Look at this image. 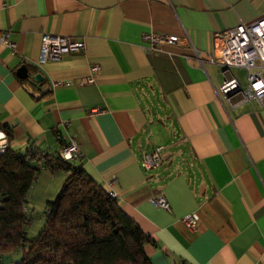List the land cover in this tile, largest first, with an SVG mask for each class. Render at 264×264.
Listing matches in <instances>:
<instances>
[{"label": "crops", "instance_id": "crops-1", "mask_svg": "<svg viewBox=\"0 0 264 264\" xmlns=\"http://www.w3.org/2000/svg\"><path fill=\"white\" fill-rule=\"evenodd\" d=\"M263 12L264 0H0V31L16 44H0V127L12 148L44 155L60 151L58 132L79 142L77 163L155 239L145 247L154 264H264V105L228 107L217 90L245 71L211 60L217 32ZM147 31L179 42L149 50ZM46 32L83 38L85 53L40 65ZM95 63V82L79 84ZM37 73L41 88L27 83ZM156 146L164 162L147 170L142 155ZM66 175L40 163L28 234L39 233ZM159 192L170 210L154 204ZM190 213L196 230L182 220Z\"/></svg>", "mask_w": 264, "mask_h": 264}, {"label": "trees", "instance_id": "trees-1", "mask_svg": "<svg viewBox=\"0 0 264 264\" xmlns=\"http://www.w3.org/2000/svg\"><path fill=\"white\" fill-rule=\"evenodd\" d=\"M1 128L11 140L10 130ZM40 163L67 175L47 203L39 233L29 237L26 204ZM155 242L81 162L35 152L32 145L18 150L9 144L0 153V264L15 251L21 253L17 264H154L145 247Z\"/></svg>", "mask_w": 264, "mask_h": 264}, {"label": "built area", "instance_id": "built-area-1", "mask_svg": "<svg viewBox=\"0 0 264 264\" xmlns=\"http://www.w3.org/2000/svg\"><path fill=\"white\" fill-rule=\"evenodd\" d=\"M141 39L143 45L149 50L161 48L164 44L179 42L177 36L156 31L143 32ZM0 44L11 49L16 46L15 42L10 39L8 30L0 31ZM85 50L86 42L83 38L46 32L42 35L38 63L41 65L49 60H61L68 56L82 55ZM211 60L218 64L225 73H229L233 69L245 71L244 81L241 77L229 73L230 75L225 77L217 90L228 107L235 108L249 100H256L264 105V12L256 20L217 32ZM100 70L99 64H92L90 74L80 78L79 84L94 83ZM27 83L32 84L30 81ZM59 84L61 82H55L53 87ZM66 125H70V122H66ZM0 133L3 134L0 135V153H3L9 146L10 140L7 132L1 127ZM56 136L62 141L60 156L67 161H80L83 151L79 142L75 139L65 141L60 132ZM164 150V146H156L152 151L145 152L142 155V166L147 170L160 167L164 162ZM153 202L160 208L166 210L171 208L163 192L155 194ZM182 220L190 229L198 228V214H187Z\"/></svg>", "mask_w": 264, "mask_h": 264}, {"label": "water", "instance_id": "water-1", "mask_svg": "<svg viewBox=\"0 0 264 264\" xmlns=\"http://www.w3.org/2000/svg\"><path fill=\"white\" fill-rule=\"evenodd\" d=\"M28 67L27 65H23L21 66V68L19 69V75L22 77V78H27L28 77ZM43 81H44V75L42 73H37L31 80L30 82L32 84H34L35 86H37L38 88H41L42 87V84H43Z\"/></svg>", "mask_w": 264, "mask_h": 264}, {"label": "rangeland", "instance_id": "rangeland-1", "mask_svg": "<svg viewBox=\"0 0 264 264\" xmlns=\"http://www.w3.org/2000/svg\"><path fill=\"white\" fill-rule=\"evenodd\" d=\"M240 76L242 77L243 81H244V72L242 74H240ZM31 231V230H30ZM29 231V237H33V232Z\"/></svg>", "mask_w": 264, "mask_h": 264}, {"label": "snow or ice", "instance_id": "snow-or-ice-1", "mask_svg": "<svg viewBox=\"0 0 264 264\" xmlns=\"http://www.w3.org/2000/svg\"><path fill=\"white\" fill-rule=\"evenodd\" d=\"M0 135H3L2 133H0Z\"/></svg>", "mask_w": 264, "mask_h": 264}]
</instances>
